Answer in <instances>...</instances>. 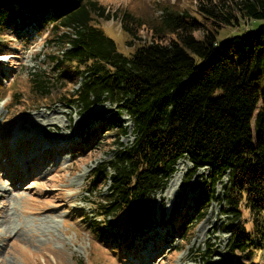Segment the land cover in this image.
I'll list each match as a JSON object with an SVG mask.
<instances>
[{"label": "trees", "instance_id": "obj_1", "mask_svg": "<svg viewBox=\"0 0 264 264\" xmlns=\"http://www.w3.org/2000/svg\"><path fill=\"white\" fill-rule=\"evenodd\" d=\"M197 2L200 17L164 12L156 33L175 38L164 44L163 37H153L127 57L96 25L117 18L97 0H0V32L17 21L29 25L46 17L64 31L58 77L78 85L65 99L68 104L84 114L108 103L132 120L134 140L118 143L113 157L93 170L96 184H106L105 191L96 189L98 215L111 218L108 227L126 212L128 227L117 230L128 236L154 227L153 197L184 159L192 164L189 178L205 169L209 182L195 199V215H176L182 232L193 229L184 222L204 220L214 187L226 176L227 207L234 213L244 207L255 220L264 216V26L217 40L221 26L264 21V0ZM122 18L123 31L138 38L142 19L128 13ZM45 87L35 85L47 97ZM120 127L127 135L128 127ZM232 236L229 250L246 253L249 245L236 232Z\"/></svg>", "mask_w": 264, "mask_h": 264}, {"label": "rangeland", "instance_id": "obj_2", "mask_svg": "<svg viewBox=\"0 0 264 264\" xmlns=\"http://www.w3.org/2000/svg\"><path fill=\"white\" fill-rule=\"evenodd\" d=\"M97 1L117 18L96 25L127 57L153 37H163L164 44L175 38L167 31L156 33L165 11L200 17L198 0ZM124 13L144 22L138 38L123 31ZM263 26L262 20L241 19L218 28L217 40ZM63 33L47 17L29 25L17 21L0 32V264H264V216L255 220L244 207L236 213L227 207V176L214 187L204 220L184 222L193 229L182 232L176 215H195V199L209 182L205 169L189 178L192 164L185 159L166 184L181 163L177 194L161 196V191L153 197V228L135 236L117 230L128 227L126 212L116 214L107 227L111 218L100 217L95 203L96 189L105 191L106 184H96L93 170L113 157L118 143L134 140V124L108 103L84 114L67 103L78 85L58 77ZM40 82L49 96L35 89ZM120 126L128 127L127 135H121ZM233 232L249 245L246 253L229 250Z\"/></svg>", "mask_w": 264, "mask_h": 264}, {"label": "bare ground", "instance_id": "obj_3", "mask_svg": "<svg viewBox=\"0 0 264 264\" xmlns=\"http://www.w3.org/2000/svg\"><path fill=\"white\" fill-rule=\"evenodd\" d=\"M183 170H184V168L181 165V163L178 164L175 178L171 181L170 185L168 187L166 186L167 188H165V190H163V192H161V196H164L165 192L168 193L167 196L172 197V198L177 194Z\"/></svg>", "mask_w": 264, "mask_h": 264}]
</instances>
